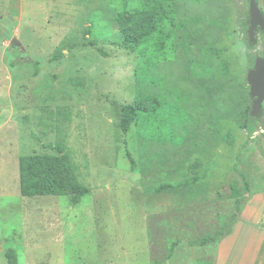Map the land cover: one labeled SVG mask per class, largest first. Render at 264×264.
<instances>
[{"label": "rangeland", "instance_id": "1", "mask_svg": "<svg viewBox=\"0 0 264 264\" xmlns=\"http://www.w3.org/2000/svg\"><path fill=\"white\" fill-rule=\"evenodd\" d=\"M144 1L0 0V264L8 249L19 264H217L219 243L193 242L235 212L241 174L250 192L232 234L264 225V115L257 132L244 125L246 77L264 52L261 37L248 44L250 0H163L165 47L157 34L130 53L117 44L118 16ZM139 94L162 101L168 124L154 118L124 134L121 106ZM49 145L91 188L77 206L21 195V158ZM231 251L220 264H254L242 238Z\"/></svg>", "mask_w": 264, "mask_h": 264}, {"label": "trees", "instance_id": "2", "mask_svg": "<svg viewBox=\"0 0 264 264\" xmlns=\"http://www.w3.org/2000/svg\"><path fill=\"white\" fill-rule=\"evenodd\" d=\"M200 2L201 0H194ZM248 13L246 20L248 19ZM170 18L169 11L163 0H145L142 7L136 10H125L119 13V41L118 46L121 49L127 50L130 53H136L138 48L147 40L152 39L157 34H160L161 45L160 49L165 47V34L162 31V25ZM247 29V25L244 24ZM88 34H91V27L88 29ZM90 45L97 47L98 51L107 56V53L96 44L90 42ZM218 55L219 50L210 49V52ZM223 71L225 75L230 73V62L223 63ZM138 80H141L138 78ZM248 95V93H247ZM162 101L157 96H148L139 94L133 104H123L121 106L120 127L124 134H128L132 126L137 124L139 128H144L154 118L162 125L166 126L168 122L163 121L162 113L159 112L162 108ZM160 116H159V115ZM258 118H254L251 114L248 115L245 128L251 134L258 130ZM159 135H161L159 133ZM161 137V136H160ZM230 137V134H229ZM231 143L233 141L230 140ZM51 152L46 153H32L23 156L20 160V191L21 195L26 198H36L45 196H64L69 197L70 203L77 206L81 201L91 193V188L81 183L76 166L62 147L59 145H49ZM260 151L264 156V146L260 147ZM132 170L136 171L138 165L136 161L128 154ZM203 166L201 159H196L190 166L193 173V181L199 179L200 169ZM243 186L241 182L235 181L231 184L232 193L230 198H235L236 208L227 223L215 233V235H208L202 239H197L193 242L194 245L200 244L205 246L211 243H219L226 236L232 234L233 226L238 221L239 215L243 212L246 205V195L250 192V182L245 174H241ZM173 188L172 185L162 186ZM224 199V194L219 196ZM6 257L9 264H19L18 255L15 250L8 249Z\"/></svg>", "mask_w": 264, "mask_h": 264}, {"label": "water", "instance_id": "3", "mask_svg": "<svg viewBox=\"0 0 264 264\" xmlns=\"http://www.w3.org/2000/svg\"><path fill=\"white\" fill-rule=\"evenodd\" d=\"M250 27L249 37L252 44H256L255 30L260 27L264 32V14L257 0H250ZM13 44L20 47V43L14 39ZM250 86V96L253 99L251 115L254 118L261 116L264 103V58H258L256 65L247 76Z\"/></svg>", "mask_w": 264, "mask_h": 264}, {"label": "crops", "instance_id": "4", "mask_svg": "<svg viewBox=\"0 0 264 264\" xmlns=\"http://www.w3.org/2000/svg\"><path fill=\"white\" fill-rule=\"evenodd\" d=\"M260 222L262 221L260 220ZM241 231L242 233L236 235L231 234L219 242L217 264H220L224 258H230L232 253L231 248L234 247L241 238L245 247V253H254L252 256L254 264H264V225L258 228L255 223L250 222L246 227H243ZM227 240H230V244Z\"/></svg>", "mask_w": 264, "mask_h": 264}, {"label": "flooded vegetation", "instance_id": "5", "mask_svg": "<svg viewBox=\"0 0 264 264\" xmlns=\"http://www.w3.org/2000/svg\"><path fill=\"white\" fill-rule=\"evenodd\" d=\"M258 1V0H257ZM259 3V2H258ZM259 6H260V4H259ZM261 8V7H260ZM261 11L263 12V10L261 9ZM263 14H264V12H263ZM248 19L247 20H245V22H244V24L245 25H247V29H245L246 30V32H247V36H248V44H249V47L251 48V47H254V46H256L258 43H259V37H261L262 39H263V44H264V32L262 31V29L260 28V27H257V29L255 30V33H256V35H255V38H256V44H252L251 43V41H250V37H249V27H250V9H249V11H248ZM258 58H264V52H263V55H262V57H260V56H256V58H255V62H254V66L251 68V69H253L254 67H255V65H256V62H257V59ZM250 69V70H251ZM249 70V71H250ZM249 73V72H248ZM247 76H248V74H247ZM246 80H247V77H246ZM247 82V84H248V87H249V92H248V97H249V100H250V102H251V112H252V106H253V99L251 98V96H250V86H249V83H248V81H246ZM264 115V103H263V112H262V114H261V116H259V117H257L259 120H261V117ZM259 122V121H258Z\"/></svg>", "mask_w": 264, "mask_h": 264}]
</instances>
